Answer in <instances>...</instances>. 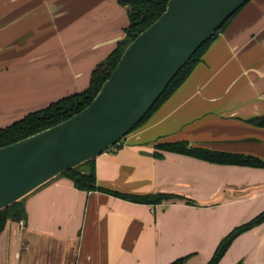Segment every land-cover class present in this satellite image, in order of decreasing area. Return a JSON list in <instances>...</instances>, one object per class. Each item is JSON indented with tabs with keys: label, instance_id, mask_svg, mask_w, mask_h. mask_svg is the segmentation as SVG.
<instances>
[{
	"label": "crops",
	"instance_id": "crops-1",
	"mask_svg": "<svg viewBox=\"0 0 264 264\" xmlns=\"http://www.w3.org/2000/svg\"><path fill=\"white\" fill-rule=\"evenodd\" d=\"M129 23L118 0H0V128L87 89ZM178 142L264 160V0H251L148 121L95 160L105 189L185 199L139 203L57 177L0 234V264H207L264 211V168L158 147ZM239 261L264 264V222L219 264Z\"/></svg>",
	"mask_w": 264,
	"mask_h": 264
},
{
	"label": "water",
	"instance_id": "water-1",
	"mask_svg": "<svg viewBox=\"0 0 264 264\" xmlns=\"http://www.w3.org/2000/svg\"><path fill=\"white\" fill-rule=\"evenodd\" d=\"M250 0H169L80 113L0 148V210L96 159L135 130L179 71Z\"/></svg>",
	"mask_w": 264,
	"mask_h": 264
},
{
	"label": "trees",
	"instance_id": "trees-1",
	"mask_svg": "<svg viewBox=\"0 0 264 264\" xmlns=\"http://www.w3.org/2000/svg\"><path fill=\"white\" fill-rule=\"evenodd\" d=\"M118 2L128 10L130 20L129 26L125 29V36L121 41H119L117 48L105 61L98 64L93 70L89 87L81 92L71 94L55 102H52L42 109L32 111L25 115L22 119H19L6 127L0 128V148L55 126L80 113L87 106H89L101 90L105 81L110 77L113 70L117 67L127 46L142 31L147 29L161 17V15L167 9L169 0H118ZM245 6L239 9L206 43H204L198 49L190 61L171 81L165 92L160 96L150 112L142 119L135 129L144 125L153 115V113L183 84L195 66L200 62L209 45L214 41L220 32L224 31L229 26L231 21ZM260 124H262V121ZM117 145L118 144L115 146ZM158 147L164 150L190 155L212 163L264 168V160L258 157L245 154L213 151L205 148L189 147L188 143L186 142L160 144ZM155 155L161 156L158 154ZM95 160L96 159L90 160L64 173L62 176L70 178L73 181L75 187L79 190L87 192L106 191L139 203L159 204L165 200H171L175 198L185 199L182 196L168 193L134 195L123 194L117 191L105 189L99 186L97 183ZM24 199L3 210H0V234L5 230L9 221H21L26 218L27 212L25 209ZM186 200L191 204L195 203L193 200ZM263 222L264 211L250 221L235 227L222 239L217 250L207 264H219L237 237L259 226ZM188 257L189 256L180 257L169 264H185ZM237 264L244 263L243 261H239Z\"/></svg>",
	"mask_w": 264,
	"mask_h": 264
}]
</instances>
